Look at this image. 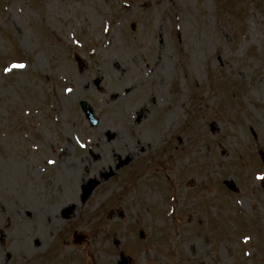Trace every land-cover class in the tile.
<instances>
[{"label": "rangeland", "instance_id": "rangeland-1", "mask_svg": "<svg viewBox=\"0 0 264 264\" xmlns=\"http://www.w3.org/2000/svg\"><path fill=\"white\" fill-rule=\"evenodd\" d=\"M0 264H264V0H0Z\"/></svg>", "mask_w": 264, "mask_h": 264}, {"label": "water", "instance_id": "water-1", "mask_svg": "<svg viewBox=\"0 0 264 264\" xmlns=\"http://www.w3.org/2000/svg\"><path fill=\"white\" fill-rule=\"evenodd\" d=\"M82 108L83 110L86 112L88 118L92 121L93 124L96 123V120L93 119V113L92 111L90 110L89 106L87 105L86 102L82 103ZM98 183L97 182H91L90 185L88 187H86V190H85V195L87 194H90L93 190L94 187H96Z\"/></svg>", "mask_w": 264, "mask_h": 264}]
</instances>
